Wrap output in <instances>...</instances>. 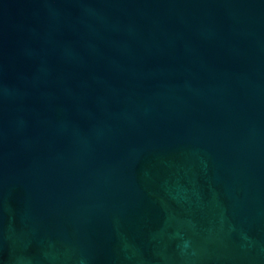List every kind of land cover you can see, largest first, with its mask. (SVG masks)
<instances>
[{
    "label": "water",
    "instance_id": "obj_1",
    "mask_svg": "<svg viewBox=\"0 0 264 264\" xmlns=\"http://www.w3.org/2000/svg\"><path fill=\"white\" fill-rule=\"evenodd\" d=\"M0 264H264V0H0Z\"/></svg>",
    "mask_w": 264,
    "mask_h": 264
}]
</instances>
